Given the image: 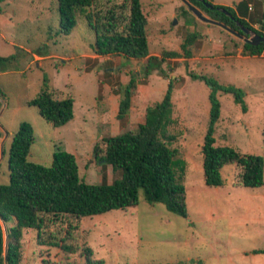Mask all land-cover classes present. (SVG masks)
Listing matches in <instances>:
<instances>
[{
    "label": "rangeland",
    "instance_id": "374dc122",
    "mask_svg": "<svg viewBox=\"0 0 264 264\" xmlns=\"http://www.w3.org/2000/svg\"><path fill=\"white\" fill-rule=\"evenodd\" d=\"M124 1L94 0L91 11L109 16ZM211 3L235 9L253 31L264 34V0ZM140 6L147 19L149 57L160 65L149 75L147 58L96 55V31L84 16L65 34L57 0H0V58L8 59L0 62V185L9 183V149L21 124L33 130L29 162L49 167L54 152L66 151L75 157L83 182L111 184L119 174L102 166L94 149H103L107 137L135 133L146 108L160 102L171 83L174 124L168 133L175 136L170 147L185 164L181 182L187 215L148 204L140 192L135 207L80 219L45 217L44 239H66L77 252L39 246L37 232L27 230L19 264H89L86 247L93 264H264V255L253 254L264 250V186H241L234 164L220 170L221 186L205 185L201 149L209 127L211 86L192 76L243 91L245 112L230 94H216L215 146L264 161V50L260 56L248 55L243 39L197 19L182 0H140ZM130 78L137 87L128 115L118 120L119 90ZM44 90L57 100H73L71 121L53 127L28 105ZM0 225L5 250L11 224Z\"/></svg>",
    "mask_w": 264,
    "mask_h": 264
},
{
    "label": "trees",
    "instance_id": "16d2710c",
    "mask_svg": "<svg viewBox=\"0 0 264 264\" xmlns=\"http://www.w3.org/2000/svg\"><path fill=\"white\" fill-rule=\"evenodd\" d=\"M94 0H57L61 25L65 34L75 26V19L84 16L91 29L96 31L93 50L96 55H123L135 60L147 58L146 75L151 69H159L155 57H149L146 37L147 19L142 12L140 0H125L118 12H109V16L101 17L92 13ZM194 7L202 9L213 20L227 28L242 34L240 25L251 29L244 18L239 17L235 9L212 5V0H187ZM210 4L214 9L205 6ZM216 8L223 9L224 12ZM127 13L125 19L122 17ZM185 14L186 11L184 10ZM95 21V24L92 22ZM121 24L123 26H121ZM264 26V11L262 13ZM122 27L119 32L118 28ZM253 30V29H251ZM257 35L263 33L254 31ZM191 44V37L188 38ZM264 43L259 46L244 45V51L250 56H260ZM8 59L0 58V62ZM211 86L209 94L210 113L209 127L201 149L202 170L206 186L222 185L220 170L230 164L240 169L239 184L246 188L264 186V161L260 156L245 155L230 148L215 146L213 132L220 117V103L216 97L218 92L230 94L235 103L246 111L244 93L232 86H220L204 77L192 75ZM137 83L134 78L120 87L117 119L123 120L129 113L131 100ZM172 86L163 99L148 106L144 122L135 133L125 132L103 139L104 148L94 152L99 155L102 166H111L119 177L111 184L105 182L98 185L86 184L78 175L75 157L66 151H56L52 155L49 167L28 161L30 147L33 143V130L29 124H21L15 133L8 157L9 183L0 185V222L11 224L7 229V245L4 250L3 233L0 225V264H19L23 233L27 230L37 232V244L58 248L65 254H74L78 247L59 241L46 240L43 237L45 217H83L102 215L113 210L135 207L139 202V193L148 204H162L165 209L177 216L186 217L185 188L182 178L185 172L184 161L177 149L171 148L175 136L168 133L174 124L171 101ZM29 106L38 110L40 115L53 127L67 124L73 118V100L71 98L57 100L47 90L39 93L29 101ZM264 134V132H263ZM2 133L0 132V138ZM88 263L91 250L83 249ZM253 254L264 255V250H254ZM100 263V262H98Z\"/></svg>",
    "mask_w": 264,
    "mask_h": 264
},
{
    "label": "water",
    "instance_id": "95a60500",
    "mask_svg": "<svg viewBox=\"0 0 264 264\" xmlns=\"http://www.w3.org/2000/svg\"><path fill=\"white\" fill-rule=\"evenodd\" d=\"M182 1L185 4V6L187 7L188 11L191 12L197 19L201 20L202 22L220 26V27L224 28L225 30H227L228 32L232 33L233 35L243 39V41L245 43H247V44H249L251 46H259L260 44L264 43V36L257 35L253 30L240 25L238 22H236V24L239 26L240 31L242 32L244 37H243V35H241V34L235 32V31L227 28L223 24H221V23H219L217 21L211 20L209 18L204 17L202 15L201 11L198 10L193 5H191L187 0H182ZM199 1L203 2V0H199ZM205 6L207 8H209V9H214V7L211 6L210 4H206L205 3ZM216 9L218 11H221V12L225 13V11L223 9H220V8H216Z\"/></svg>",
    "mask_w": 264,
    "mask_h": 264
},
{
    "label": "crops",
    "instance_id": "0c3cea01",
    "mask_svg": "<svg viewBox=\"0 0 264 264\" xmlns=\"http://www.w3.org/2000/svg\"><path fill=\"white\" fill-rule=\"evenodd\" d=\"M7 136H8V135H7V134H5V135H4V139H5V138H7Z\"/></svg>",
    "mask_w": 264,
    "mask_h": 264
},
{
    "label": "flooded vegetation",
    "instance_id": "af4514ba",
    "mask_svg": "<svg viewBox=\"0 0 264 264\" xmlns=\"http://www.w3.org/2000/svg\"><path fill=\"white\" fill-rule=\"evenodd\" d=\"M221 12V11H220ZM241 35H243V34H241ZM243 37H244V35H243Z\"/></svg>",
    "mask_w": 264,
    "mask_h": 264
}]
</instances>
